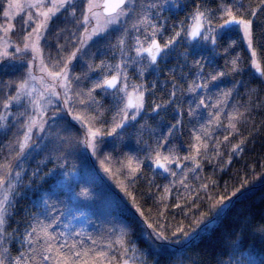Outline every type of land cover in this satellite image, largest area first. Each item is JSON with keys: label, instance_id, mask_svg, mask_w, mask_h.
Instances as JSON below:
<instances>
[{"label": "trees", "instance_id": "obj_1", "mask_svg": "<svg viewBox=\"0 0 264 264\" xmlns=\"http://www.w3.org/2000/svg\"><path fill=\"white\" fill-rule=\"evenodd\" d=\"M7 1L0 0V25ZM225 4L252 21L251 48L241 31L218 27L227 18ZM75 8L74 16L69 8L49 22L41 45L53 72L80 47L67 67L68 97L49 109L23 154L27 110L11 106L0 121V178L11 185L0 259L264 264V76L252 66L255 59L264 71V3L130 0L117 25L82 46L85 7ZM200 13L202 21H195ZM198 22L214 38L192 40ZM12 35L23 38L24 17L14 21ZM173 37L154 64L137 55L153 40L163 47ZM117 66L127 89L143 93L142 108L128 109L126 120L124 93L94 88L117 75ZM15 68L0 73V108L26 78L25 68ZM157 159L168 172L156 167Z\"/></svg>", "mask_w": 264, "mask_h": 264}, {"label": "snow or ice", "instance_id": "obj_2", "mask_svg": "<svg viewBox=\"0 0 264 264\" xmlns=\"http://www.w3.org/2000/svg\"><path fill=\"white\" fill-rule=\"evenodd\" d=\"M130 3V0H104V3L101 4L98 2V0H87V7L83 13V18L79 22L82 26H84V33L80 37V45H84L88 42V40H91L93 37L100 36L101 34L105 33L110 26L117 25L119 22V19L123 15H127L125 9L127 8L128 4ZM261 3H264V0H261ZM46 6V0H34V2L30 3L28 7L37 9L35 13V17L39 20V22L36 24V27L33 28L31 32L28 33L27 36H25V43L23 46V49L16 48V52L19 53L23 50L31 49V51L34 54H39L40 52V40L43 37L44 31L48 29L49 22L53 20V18H56L57 15L61 12V10L68 11L69 8L72 9V11L69 13V15L74 16L76 12L75 8V0H47V6L46 10L40 11V9H44ZM21 7L18 3H16V0H9V4L7 5V9H13ZM103 9L102 12H98V9ZM22 10V9H21ZM222 14L226 15L227 18L223 20V24L219 25L218 27L228 29V30H239L243 33V39L248 43V46L251 48L252 43V21L251 20H245L242 18H238L236 14H234V6L232 4H225L222 6ZM252 15H256L255 10L252 11ZM3 16L5 19H10V12L9 10H5L3 12ZM100 18H103V26H100ZM195 21H202L203 19V13H200L198 16L193 18ZM97 21L96 24H93L91 28L88 27L90 21ZM33 21V15L29 14L27 19L24 21V26L27 27L29 25V22ZM203 27L202 23H196L194 25V30L191 31L190 35L195 38L198 35H201L200 29ZM14 30V25H0V32L4 33V36H7V34ZM179 35V33H177ZM207 39V37H205ZM175 38L173 37L172 40H169L168 43L164 44L163 47H161L157 42L153 41L151 46L144 49L140 48L137 50V55H141L143 52H147L148 56L150 57L151 62L154 64L157 60L158 55L164 54V50L169 47V45L172 44L173 40ZM80 47H77L75 51H73L70 56L68 57V61L65 63V68L61 69L60 72H56L55 74H49L53 75L54 79H59L61 77L66 78L67 77V67L68 64L77 57V53L80 52ZM2 55L4 57L8 56L7 50L3 51ZM253 57H255V53H253ZM35 58V57H34ZM253 68L256 70V72L260 76H264V71H261L258 63L255 59H253ZM31 67V64L29 65ZM99 67V66H98ZM15 71L16 68L14 65H5L0 64V73H5L8 71ZM235 70V69H233ZM41 71L43 72L44 69L41 68ZM224 73H219L217 75H213L211 77L212 81H215L219 78V76H223ZM35 79V77L31 76V73L29 72L28 77L25 79H22L21 81L16 83V93L14 95L8 96L2 103V108H0V121H5L10 115L8 113V109L14 102H18L21 100V97L27 96L31 97L33 95V89L29 87V80ZM78 79V78H77ZM120 79L119 74V66H117V75L113 76L111 79H105L103 81L97 82L94 84V88L98 89H114L119 90L120 92L124 93V96L120 97V101H124L125 97L126 102L124 103V107L120 109L121 112L125 114V120L128 119L129 113L128 109H133L138 111L143 106V93L140 92L139 88H135L134 92L132 94H129L127 92L128 85H125L123 88L119 87L118 81ZM196 87H207V85H196ZM194 90V89H193ZM92 90H89V96H91ZM136 93H139L138 95ZM55 94V93H53ZM174 95V93H173ZM226 95H230V92ZM33 106L35 107V101L32 102ZM81 103H84L81 101ZM204 101H201V104H203ZM159 107V105L157 106ZM42 113V109H38ZM132 119H135V116L132 115ZM236 117H230V120H234ZM39 118H34L31 120V123L27 126L28 130L24 132V138L19 143L20 148V154L24 153V150L26 148H29V141L31 139L30 131L32 127L37 126V120ZM74 119H78L77 117H74ZM124 123V120L121 121V124ZM230 127L235 129V124L231 123ZM115 130V129H113ZM93 137H95L96 133H92ZM197 141L200 140V137L196 138ZM227 139V137H225ZM203 147H206V145H202ZM239 145L234 146V150L238 149ZM199 152V149H197V154ZM167 162H171L168 157L164 158ZM185 159H191V157H185ZM156 167L163 168L164 172H168L169 169L167 168L166 164L161 163L159 159L156 160ZM172 175H175V173H172ZM6 177L0 178V188H3L6 184ZM8 187H11L9 184ZM9 202V195L5 193L2 197H0V235L3 233L2 225L4 224V213L6 212V203ZM52 248L49 246L47 248V252H51ZM44 260L50 259L48 255H44ZM0 264H4V260L0 259Z\"/></svg>", "mask_w": 264, "mask_h": 264}, {"label": "rangeland", "instance_id": "obj_3", "mask_svg": "<svg viewBox=\"0 0 264 264\" xmlns=\"http://www.w3.org/2000/svg\"><path fill=\"white\" fill-rule=\"evenodd\" d=\"M32 2H34V0H16V3H18L21 7L7 9V5L9 4V0H8L6 8H5V10H9L11 18L6 19L4 25H14V21L18 17H21V18L24 17V21H25L29 14L33 15V21L29 22V25L27 27L24 26L25 35H22L23 38L20 39L17 36H13L12 35L13 31L9 32L7 36H4V33L0 32V60H3L4 58H13L14 60L16 59L17 63L15 62L16 63L15 66L18 68H25L26 78L28 77L29 72L31 73L32 77H35V79L29 80V87L33 89V95L31 97H27V96L21 97L20 101L14 102L11 105L15 107L16 111H19L22 109L27 110L28 112L27 126L31 123L32 119L39 118L37 120V126L31 128V131H30V136H31L30 141L31 142H32L33 134L36 132V130L39 127L43 125L45 117H46V113L49 111V109L54 107L57 103L61 102L63 99L66 100V98L68 97V89H69L68 75L66 78L61 77L59 79H54L53 75H49V74H55L56 72H53L49 68H47L43 62V58L41 56V51H42L41 45H42L43 37L40 40V52L38 55L34 54L31 51V49L23 50L19 53L16 52V48L23 49V46L25 43V39H24L25 36H27L28 33L31 32L33 28L36 27V24L39 22V20L35 17V13L37 9L28 7V5ZM98 2L102 3V0H98ZM75 4L84 5L86 9L87 0H75ZM46 6H47V0H46ZM46 6L44 9H40V11L46 10ZM97 11L102 12V8L98 9ZM123 17L124 15L121 16L119 21ZM96 23L97 21L95 20L90 21L88 27L91 28V26ZM99 23H100V26H103V18H100ZM201 23L203 25V27L201 28V33H202L200 35L201 39L207 40L210 38H214V32L213 30H211L212 28L207 27L206 24H204L203 22ZM43 36H44V33H43ZM205 37H207V39ZM94 38L95 37H93L92 39ZM5 50H7L8 52L7 57H4L2 55L3 51ZM30 64H31V67H29ZM41 68L44 69L43 72L41 71ZM66 71H67V74H69L68 68L66 69ZM118 84L120 88H123L125 86V84L122 82L121 79H119ZM127 92L129 94H132L134 91L127 89ZM125 99L127 98L125 97ZM33 101H35V107L33 106V103H32ZM10 108L7 110L8 113H9ZM38 109H42V113L38 111ZM91 138L92 136L91 134H89V137H88L89 146L92 145ZM30 141L28 143H30ZM10 191H11V188L8 186H4L3 188H0V197H2L5 193H7L10 197ZM8 203L9 202L6 203V212H7ZM6 212L4 213V221L6 218ZM125 264H138V262H136L135 260H132V261H127Z\"/></svg>", "mask_w": 264, "mask_h": 264}, {"label": "water", "instance_id": "obj_4", "mask_svg": "<svg viewBox=\"0 0 264 264\" xmlns=\"http://www.w3.org/2000/svg\"><path fill=\"white\" fill-rule=\"evenodd\" d=\"M104 3V0H102V3L101 4H103ZM102 11H103V9H102ZM199 23V22H198ZM194 30V27L191 29V31H193ZM200 32H201V29H200ZM191 33V32H190ZM200 37V35H198V36H196L195 38H193L191 35H190V38L192 39V40H196V39H198ZM153 41H155V42H157L159 45H160V43H159V41L158 40H153ZM152 41V42H153ZM152 42L146 47V48H148V47H150L151 46V44H152ZM161 46V45H160ZM145 48V49H146ZM147 56H148V53L147 52H144ZM149 57V56H148ZM150 58V57H149ZM159 58V55H158V57H157V59ZM157 61V60H156ZM112 78V77H111ZM111 78H109V79H111ZM119 82V81H118ZM107 90H114V89H107ZM159 169H163V168H159Z\"/></svg>", "mask_w": 264, "mask_h": 264}]
</instances>
